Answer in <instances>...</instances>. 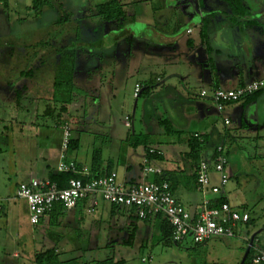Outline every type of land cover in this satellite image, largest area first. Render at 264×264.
I'll return each mask as SVG.
<instances>
[{"label":"rangeland","instance_id":"obj_1","mask_svg":"<svg viewBox=\"0 0 264 264\" xmlns=\"http://www.w3.org/2000/svg\"><path fill=\"white\" fill-rule=\"evenodd\" d=\"M108 1L0 0V264H35V254L49 248L61 261L77 259V264H243L250 249L246 238L264 228V139L246 138L244 133L255 129L242 131L237 122L236 109L248 98L220 112L204 75L211 71L215 76L211 40L219 30L227 37L216 42L223 57L234 54L232 37H264V0H241L244 12L233 11L235 4L228 0L216 11L203 9L201 0H117L125 15L106 23L97 6ZM131 2L143 13L135 22L126 12ZM127 29H135L136 36ZM219 76L222 88L240 87L234 77ZM137 83L150 93L135 97ZM62 100L72 104L62 113L78 139L72 156L86 166L111 162L120 177L137 183L143 180L140 166L148 147L165 152L151 164L168 169L166 180L175 182L173 167L184 159L188 141L216 127L222 136L213 146L223 145L228 158L229 203L250 213L254 222L248 227L238 223L233 237L201 244L187 237L177 243L161 233L155 219L130 218L128 208L115 209L98 198L93 211L80 205L33 225L17 189L32 172L48 177L46 165L57 170ZM226 115L231 125H225ZM165 119L173 126L171 133L160 125ZM137 135L143 142L135 147ZM173 193L191 214L202 203L193 176L177 181ZM127 220L138 228L130 246L122 243L132 230Z\"/></svg>","mask_w":264,"mask_h":264},{"label":"built area","instance_id":"obj_2","mask_svg":"<svg viewBox=\"0 0 264 264\" xmlns=\"http://www.w3.org/2000/svg\"><path fill=\"white\" fill-rule=\"evenodd\" d=\"M144 87L142 83L135 85V97H139ZM263 89L264 77L246 83L238 89L214 87L211 98L222 112L227 104L238 102ZM202 95L207 96L208 92L203 90ZM225 123L230 124V120L225 119ZM58 128L62 130V140L57 172L71 173L75 176L69 180L65 188H60L58 183L50 178H32L19 184L17 197L26 201L33 225L39 224L57 205L65 210H72L84 200H89L91 206H95L98 198L135 210L142 220L163 216L172 226V238L175 242H183L187 237H191L196 244H201L213 237H233L236 236L234 228L237 224L240 222L247 224L251 219L250 213L239 212L228 202L215 206L208 198L209 192L219 194L229 181L226 173L228 158L223 145H218L212 157L209 160H201L196 168L198 189L204 200L200 209L191 214L176 198L169 181L146 179L152 175L157 177L164 175V170L153 166L149 157L163 156L164 152L160 148L149 147L146 150L142 168L145 180L127 185L118 180L116 172L93 176L88 166L78 163L70 156V146L74 139L70 121L61 119ZM195 137L203 140L202 134L196 133ZM213 171L219 175L218 186L212 185ZM252 248L255 253L250 264H264V248L256 244H252Z\"/></svg>","mask_w":264,"mask_h":264},{"label":"crops","instance_id":"obj_3","mask_svg":"<svg viewBox=\"0 0 264 264\" xmlns=\"http://www.w3.org/2000/svg\"><path fill=\"white\" fill-rule=\"evenodd\" d=\"M221 1L222 2H219L218 0H201V6L203 7V9H206V11L207 10L208 11H216V9H222L223 8V0H221ZM227 8L228 7H226V9ZM126 12H127V14H131L134 17V22L136 21L135 19H137L138 17L143 16L142 9L139 8L136 4H134V2H131V3L127 4ZM200 22H201V20L198 22V24H200ZM249 25H251V24L249 23ZM205 27H207V26L205 25ZM233 30L235 32H239L240 31V30H235V28ZM126 32H127V34L129 36H134V37L136 36L135 35V33H136L135 29H127ZM238 35H242V34L238 33ZM213 36L214 37H213V39L211 41L213 43L215 41V43H214L215 46L214 45L212 46V48H213L212 50L215 53V59H216V61L214 63L216 64V66H219V67L215 66V72L216 73H215L214 77H213V73L211 71L210 72L206 71V73L204 75V81H207V82L211 81L210 84H211L212 88H214V87H222L220 85V79H219L220 78V76H219L220 74L227 75V76H230V77H234V79L238 80V86H243L246 83H249V82H251L253 80H256V79L264 77V37H232V41L230 42L231 43L230 47H233L232 46L233 41H235V43H236L235 47L232 48L234 54L232 56L223 57V55L221 54L222 53L221 49L223 47L221 46V44L217 46V43L223 41L222 40L223 38L225 40H227V37H222V31H220V30L218 31L217 34H214ZM205 49L209 51L210 47L208 46ZM210 52H211V49H210ZM263 90H261V93L258 94L257 96H255L254 98H250V97L248 98L247 97L248 99L243 101V105L241 107L240 106L237 107V109H236L237 122L239 124V127L242 129V131L245 128L255 129L254 131H252V133H244V136L246 138L257 137V138L262 139V140L264 139V116L262 115V113H264V111L261 112V110H258L256 112H254V115H251V114H253L252 111L254 109H256V108H259L260 105L263 106L262 110H264V91ZM71 105L72 104H70L68 106H71ZM233 110L230 111V114H233ZM70 111H69V114L71 113ZM63 115L64 114H60V117H62ZM227 118L230 120V124H226L225 123V125H231L232 124L231 116L226 115L224 117V122H225V119H227ZM62 119L68 120L65 117H62ZM59 120H61V119H59ZM197 134H199V133H197ZM201 134L202 135L203 134H210L212 141L213 140H218L222 136L220 131L217 130L216 127L210 132L209 131L208 132H203ZM61 140H62V138H61ZM212 143L210 144V146H207V147L201 149L199 151V153H198V157H194L192 155H189V153L191 152V148H189L186 152H184V154H183L184 155V159H181V162L177 161L178 162L177 163L176 160H174V163H177V166L173 167V171H174V173L176 175L175 176V179H176L175 185H176L177 181L182 182V179L184 180V179H187V178L192 177V176L196 179L195 172H196V168L198 166V163L195 160L201 158L202 156H203L202 160H209L212 157V154H213V152L215 150V146H213L214 143L213 144ZM75 151L70 152V156L77 161L76 154L74 156H72V154H74ZM59 157H60V152H59V156L57 158V164L59 162ZM164 157H165V152L163 154V158ZM143 160H144V158H143ZM83 165H86V164H83ZM87 166L91 170L92 174H93V172H95V170H98L99 175H103L105 173H110V172H116L117 175H118V180L120 182H123V183H125L127 185H130V184H133V183H137L134 180V178H131L128 181L125 177H120L119 171L114 167V165L111 162L107 163L106 165H103L100 162H94L92 165H90V166L87 165ZM131 168H132L131 165L126 166V171H130ZM142 168H143V166L141 165L140 166V171L141 172H142ZM48 169H50V167L47 166V165H46V168L43 169L44 171H46V170L48 171V177L39 178L35 174V173H38V172H32V175L30 176V179H32V178H39V179L49 178V174L52 171H49ZM167 170L168 169L165 168L164 169V173ZM14 173H15V175L17 174V167L15 168ZM165 176H169L167 172L165 173ZM217 176H218V180H219V175L217 174ZM141 179L145 180L143 175H142ZM146 179L147 180H151L150 178H146ZM125 180H127L128 182L125 181ZM24 182H26V181H24ZM228 184H229V182H228ZM212 185L213 186H218L219 184H215L213 182V179H212ZM197 186H198V184H197ZM227 186L228 185H226L221 190V192L219 194H214L212 192H209L208 198L212 201V203L215 206L219 205L218 201L221 198H225V202L229 203V197H228V194H227V191H226L227 190V188H226ZM15 198H16V196H15ZM203 200H204V196L202 195V203H203ZM202 203L197 206L196 211L194 212V214L200 209ZM98 204H99V202L97 201V204L95 206H91L89 200H84V201H81L77 205L76 208H74L72 210H69V211L76 210L80 205H83V206H86V207L89 206L91 208L90 211H93L94 208L96 206H98ZM1 210H2V207H1L0 211ZM27 210H28V207H27ZM131 213H132V210H129V214H131ZM128 222H129V220L126 221V224H128ZM253 222H254V219H253V217L251 215V219H250L249 223H247V224L243 223V224L248 227ZM246 241L248 242V247L250 248L249 251H248L247 256L251 255V257H252L254 255V253H255L254 250L251 251L252 244H256L258 247L264 248V228L261 229V230H257L256 233L252 237L248 236L246 238Z\"/></svg>","mask_w":264,"mask_h":264},{"label":"trees","instance_id":"obj_4","mask_svg":"<svg viewBox=\"0 0 264 264\" xmlns=\"http://www.w3.org/2000/svg\"><path fill=\"white\" fill-rule=\"evenodd\" d=\"M228 1L230 3L235 4V6L232 8L233 11H237V12L243 11L244 12L245 7L242 4L241 0H228ZM97 12L102 16V18L104 19L105 22L113 21L116 18L119 19L121 16L125 15V11L123 10V8L121 6L118 5L117 0H111V1L99 4L97 6ZM149 93H150V88L145 85V87H144L143 91L141 92V94L139 95V97L142 94H149ZM260 93H261V91L256 92L253 95L248 96V98L249 97L254 98L255 96H257ZM62 102L64 104L60 108V114L67 112V106H68V104H71V102H69L67 100H64V101L62 100ZM160 125L165 127L167 133H171L173 131V126L168 119L161 120ZM202 136H203L202 141H200L199 138L195 137V134L193 135V138L188 141V144L190 145V148H191V152L189 153V155H192L194 157H198L199 151L201 149L207 147V146H210V144L213 142L210 134H203ZM144 139H146V136L144 137ZM141 142H143L142 135H137L135 138L134 146L137 147V146L141 145ZM218 145H220V144H218ZM218 145L215 146V149ZM77 147H78V139L74 138L71 142L70 151L72 152V151L77 150ZM149 157H150V159H152V158H163V156H157V155H149ZM74 176L75 175L71 174V173H63V172L60 173L57 171H54V172L52 171L49 174V178L52 181L57 182L60 188L67 187L69 180L71 178H73ZM93 176H99L98 170H95V172H93ZM160 178L161 179H159V178L156 179V181L166 180L165 173ZM170 184H171V187L173 189V187H175V182H170ZM218 202H219V205L224 203L225 198H221ZM114 206H115L114 207L115 209H116V207H118L117 205H114ZM216 206H218V205H216ZM64 211H66V210L62 206L57 205L50 214H52L54 217H58L59 215L63 214ZM134 217L136 219H140L138 217V215L135 213V210H132V213L130 214V218H134ZM153 219H155L156 223L159 224L160 231L164 236H166V237L171 236L172 237L173 229H172V226L169 224V222L167 221L166 218H164L161 215H158L157 217H155ZM150 220L151 219H149V220L145 219V221H150ZM127 227H129L130 230L132 228V230H131V232H129L127 234V238L122 239V243H124L127 246H130V245H132L133 241L135 240V234H136V231L138 228H137L136 224L130 220L128 222ZM177 243H182V242H177ZM203 243H205V242H203ZM251 251H253L252 247H251ZM250 261H251V255H248L245 258L243 264H250ZM122 262L123 261H119L116 263H122ZM34 263L35 264H77V259H70L68 261H61L59 259V255H58L57 250L55 248H49V249L37 252L34 256ZM100 264H115V262L113 260H106V261L100 262Z\"/></svg>","mask_w":264,"mask_h":264}]
</instances>
